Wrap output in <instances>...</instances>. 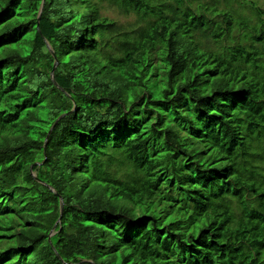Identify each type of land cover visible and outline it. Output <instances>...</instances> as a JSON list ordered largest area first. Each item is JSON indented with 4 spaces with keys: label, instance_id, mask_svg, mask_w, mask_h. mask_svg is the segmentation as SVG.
I'll list each match as a JSON object with an SVG mask.
<instances>
[{
    "label": "trees",
    "instance_id": "16d2710c",
    "mask_svg": "<svg viewBox=\"0 0 264 264\" xmlns=\"http://www.w3.org/2000/svg\"><path fill=\"white\" fill-rule=\"evenodd\" d=\"M261 1L0 0V264H264Z\"/></svg>",
    "mask_w": 264,
    "mask_h": 264
},
{
    "label": "rangeland",
    "instance_id": "374dc122",
    "mask_svg": "<svg viewBox=\"0 0 264 264\" xmlns=\"http://www.w3.org/2000/svg\"><path fill=\"white\" fill-rule=\"evenodd\" d=\"M261 2L262 4H264V0H262ZM106 14H108L112 18L118 19L121 23L130 22L134 19V16H123L115 10L108 11Z\"/></svg>",
    "mask_w": 264,
    "mask_h": 264
},
{
    "label": "water",
    "instance_id": "95a60500",
    "mask_svg": "<svg viewBox=\"0 0 264 264\" xmlns=\"http://www.w3.org/2000/svg\"><path fill=\"white\" fill-rule=\"evenodd\" d=\"M45 1V0H44ZM55 67H56V64L54 65V70H55ZM54 70H53V72H52V75H53V73H54ZM51 132V131H50ZM63 208H64V205H63V201L61 200V210H63Z\"/></svg>",
    "mask_w": 264,
    "mask_h": 264
}]
</instances>
